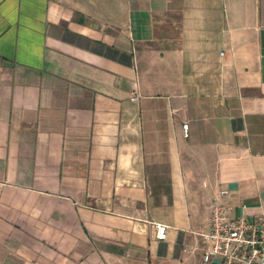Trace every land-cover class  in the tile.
Masks as SVG:
<instances>
[{"label": "crops", "instance_id": "0c3cea01", "mask_svg": "<svg viewBox=\"0 0 264 264\" xmlns=\"http://www.w3.org/2000/svg\"><path fill=\"white\" fill-rule=\"evenodd\" d=\"M220 188L264 213V0H0V264H200Z\"/></svg>", "mask_w": 264, "mask_h": 264}, {"label": "built area", "instance_id": "2783aa9c", "mask_svg": "<svg viewBox=\"0 0 264 264\" xmlns=\"http://www.w3.org/2000/svg\"><path fill=\"white\" fill-rule=\"evenodd\" d=\"M227 193L226 188H220L209 204V228L204 234L206 245L200 264L214 257L219 258L218 264H264V213L249 215L242 211L232 216L231 206L221 200ZM166 229L164 224H155V237L164 240Z\"/></svg>", "mask_w": 264, "mask_h": 264}]
</instances>
